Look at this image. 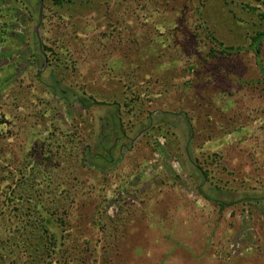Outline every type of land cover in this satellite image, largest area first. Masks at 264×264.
Returning a JSON list of instances; mask_svg holds the SVG:
<instances>
[{
  "label": "rangeland",
  "instance_id": "1",
  "mask_svg": "<svg viewBox=\"0 0 264 264\" xmlns=\"http://www.w3.org/2000/svg\"><path fill=\"white\" fill-rule=\"evenodd\" d=\"M259 12L261 0H0V150L70 139L83 166L68 183L89 189L90 208L118 227L117 249H131L112 250L113 264H264ZM205 33L235 49L209 51ZM56 168L47 195L64 185L68 169ZM4 174L0 227L27 208L3 205ZM64 202L67 217L88 206Z\"/></svg>",
  "mask_w": 264,
  "mask_h": 264
},
{
  "label": "trees",
  "instance_id": "2",
  "mask_svg": "<svg viewBox=\"0 0 264 264\" xmlns=\"http://www.w3.org/2000/svg\"><path fill=\"white\" fill-rule=\"evenodd\" d=\"M80 1L82 3V0H51L59 7L66 4L75 5ZM261 3L264 6V0H261ZM244 7L258 10L257 7L248 4H244ZM259 15L264 18V13L259 12ZM182 17L180 15L179 18ZM201 25L200 22L193 24L194 28ZM204 28L206 29V26ZM203 37L208 43H212L213 46L209 47L211 52L214 50L220 54L230 55L231 51L235 49L232 46H225L211 34L205 33ZM263 38L264 31H256L255 35L251 36V44L256 54L258 53L257 41H261ZM208 55H212V53H208ZM176 62H180V64L184 62L180 70L183 69L188 73L193 71L192 63L188 59L183 60L180 57ZM176 70H179V66H176ZM135 101L136 99L133 98L130 102L126 101L124 105L131 107ZM69 140L64 136L60 140L52 139L51 143H47L48 141L44 139L38 142L31 139L23 144L20 142L15 144L13 141V143L11 142L13 147L7 148L8 151L3 153L0 150L2 152V154L0 153V164L2 163L0 172H5L4 177L6 178V182L3 184L5 190L3 193L7 194L2 203L3 205L7 204L5 206L9 205L6 207L7 209L10 207L8 202L21 209L22 207L25 209L27 206L24 212L26 215L21 216L20 213L17 219L12 222L8 214V219L11 222L5 224V227H0V264H59L58 258L64 256L69 249L74 250L71 251V254L73 253L75 257H67L66 262H64L65 257L61 258L65 264H113L111 251L118 250V243L121 242L122 237H112L113 228L118 230V227L116 223L108 222L109 218L108 220L104 218L101 208H90L89 204H92L94 198L89 196L92 194L89 189L87 187L84 189L79 184L68 183L69 174L74 169L73 166L75 164L83 166L75 149H72L75 148L74 144L73 146L69 145L72 143ZM3 164H8L10 167L4 170ZM44 164H48V166H43ZM58 166L68 169L62 172L64 177L61 183L64 185L57 193L54 191L53 195H47L49 192L44 188V185H49L53 176L56 177L58 173L56 167ZM61 192L63 194L58 195ZM44 193L46 194L44 195ZM58 196H61L60 199ZM43 198L45 200H42ZM54 198L64 201L69 198L73 203L79 202L80 205L86 203L88 206H86L87 209L82 208L81 210L74 208L67 217L61 214V205H64L65 202L63 201L61 205L57 204ZM63 210H66V207ZM105 216L107 217L106 214ZM77 218L78 220H76ZM125 247L126 252L124 253L118 250L120 258H123L122 256L132 258L128 244H125Z\"/></svg>",
  "mask_w": 264,
  "mask_h": 264
},
{
  "label": "flooded vegetation",
  "instance_id": "3",
  "mask_svg": "<svg viewBox=\"0 0 264 264\" xmlns=\"http://www.w3.org/2000/svg\"><path fill=\"white\" fill-rule=\"evenodd\" d=\"M120 137H122V135H120ZM111 142H112V144H113V142H114V139H112L111 140ZM87 149V150H86ZM86 152H87V154L89 155V157H93L94 159H105V160H107V161H109V158H108V156H109V154L111 153V151H110V153H108L107 152V154H106V156H105V158L102 156V154H100V153H98V152H95L94 154H92L91 155V150H90V148L89 147H86ZM97 164V163H96ZM114 165V164H113ZM198 198V197H197ZM189 204V203H188ZM191 204V203H190ZM224 204L225 203H223V202H221L220 201V203H219V209L221 210V209H223L224 207Z\"/></svg>",
  "mask_w": 264,
  "mask_h": 264
},
{
  "label": "water",
  "instance_id": "4",
  "mask_svg": "<svg viewBox=\"0 0 264 264\" xmlns=\"http://www.w3.org/2000/svg\"><path fill=\"white\" fill-rule=\"evenodd\" d=\"M38 27H39V21H38L37 25L35 26V28H36V33L38 32V30H37ZM39 43H40V42H39ZM39 46H40V44H39Z\"/></svg>",
  "mask_w": 264,
  "mask_h": 264
},
{
  "label": "crops",
  "instance_id": "5",
  "mask_svg": "<svg viewBox=\"0 0 264 264\" xmlns=\"http://www.w3.org/2000/svg\"><path fill=\"white\" fill-rule=\"evenodd\" d=\"M188 203H189V202H188ZM188 203H187L186 205H187L188 207H190V206H191V204H190V203L188 204Z\"/></svg>",
  "mask_w": 264,
  "mask_h": 264
}]
</instances>
